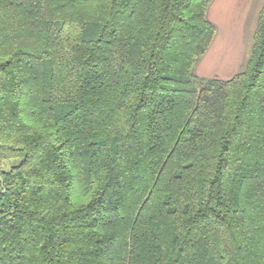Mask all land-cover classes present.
<instances>
[{"label": "trees", "instance_id": "obj_1", "mask_svg": "<svg viewBox=\"0 0 264 264\" xmlns=\"http://www.w3.org/2000/svg\"><path fill=\"white\" fill-rule=\"evenodd\" d=\"M212 0H0V264H264V1L229 79Z\"/></svg>", "mask_w": 264, "mask_h": 264}, {"label": "crops", "instance_id": "obj_2", "mask_svg": "<svg viewBox=\"0 0 264 264\" xmlns=\"http://www.w3.org/2000/svg\"><path fill=\"white\" fill-rule=\"evenodd\" d=\"M262 2L263 0L211 1L206 16L214 25L215 34L196 66L197 75L229 79L241 69L247 55V27Z\"/></svg>", "mask_w": 264, "mask_h": 264}, {"label": "rangeland", "instance_id": "obj_3", "mask_svg": "<svg viewBox=\"0 0 264 264\" xmlns=\"http://www.w3.org/2000/svg\"><path fill=\"white\" fill-rule=\"evenodd\" d=\"M263 1H264V0H263ZM262 3H263V2H262ZM262 3L260 4L259 8H257L258 10H257V12H256V14H255V16H254V18H251V19H252L251 24H249V25H248L249 27H247V46H248V48H247L246 59H247V57H248V54H249V48H250V46H251V42H252V35H253L254 28H255V24H256V17H257V15H258V12H259V9H260ZM244 62H245V61H244ZM199 73H200V71L198 72V74H199ZM199 76H200V77H205V76H201L200 74H199ZM205 78H206V77H205Z\"/></svg>", "mask_w": 264, "mask_h": 264}]
</instances>
